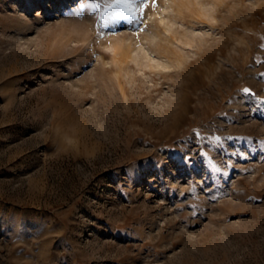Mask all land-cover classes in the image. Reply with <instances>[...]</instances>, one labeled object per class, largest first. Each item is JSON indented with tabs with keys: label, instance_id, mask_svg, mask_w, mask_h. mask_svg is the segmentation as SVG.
Returning <instances> with one entry per match:
<instances>
[{
	"label": "rangeland",
	"instance_id": "obj_1",
	"mask_svg": "<svg viewBox=\"0 0 264 264\" xmlns=\"http://www.w3.org/2000/svg\"><path fill=\"white\" fill-rule=\"evenodd\" d=\"M0 264H264V0H0Z\"/></svg>",
	"mask_w": 264,
	"mask_h": 264
},
{
	"label": "snow or ice",
	"instance_id": "obj_2",
	"mask_svg": "<svg viewBox=\"0 0 264 264\" xmlns=\"http://www.w3.org/2000/svg\"><path fill=\"white\" fill-rule=\"evenodd\" d=\"M248 90L247 89H245V92H247Z\"/></svg>",
	"mask_w": 264,
	"mask_h": 264
}]
</instances>
